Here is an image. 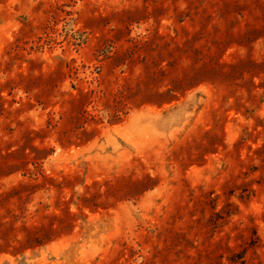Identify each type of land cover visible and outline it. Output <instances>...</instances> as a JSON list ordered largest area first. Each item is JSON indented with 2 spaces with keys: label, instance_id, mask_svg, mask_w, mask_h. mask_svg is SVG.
<instances>
[{
  "label": "rangeland",
  "instance_id": "1",
  "mask_svg": "<svg viewBox=\"0 0 264 264\" xmlns=\"http://www.w3.org/2000/svg\"><path fill=\"white\" fill-rule=\"evenodd\" d=\"M0 264H264V0H0Z\"/></svg>",
  "mask_w": 264,
  "mask_h": 264
}]
</instances>
